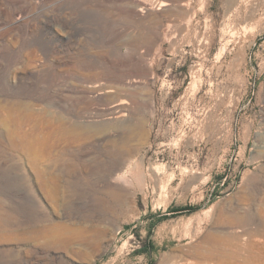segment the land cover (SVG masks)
Here are the masks:
<instances>
[{"label":"rangeland","instance_id":"obj_1","mask_svg":"<svg viewBox=\"0 0 264 264\" xmlns=\"http://www.w3.org/2000/svg\"><path fill=\"white\" fill-rule=\"evenodd\" d=\"M263 224L264 0H0V264H262Z\"/></svg>","mask_w":264,"mask_h":264},{"label":"bare ground","instance_id":"obj_2","mask_svg":"<svg viewBox=\"0 0 264 264\" xmlns=\"http://www.w3.org/2000/svg\"><path fill=\"white\" fill-rule=\"evenodd\" d=\"M166 5H168V4H166ZM165 5V6H166ZM164 6V5H163ZM119 108V106H116V108ZM115 108V109H116ZM114 109V110H115ZM122 109V108H121ZM120 110V109H119ZM126 117V113H125V111H123V110H120V111H118L117 112V114H116V118L117 119H120V120H123L124 118ZM112 172V171H111ZM123 177H125L124 175H123ZM126 178V177H125ZM123 178H121V177H119L117 180H119V182H120V180H122ZM262 212V211H261ZM248 213V212H247ZM246 218V217H245ZM258 220V219H257ZM251 222V221H250ZM241 223H242V220H241ZM254 224V223H253ZM259 224V223H258ZM264 225V224H263ZM264 227V226H263ZM258 228V227H257ZM56 231V234H58V235H62V232H60V231H58V230H55ZM248 235V234H247ZM264 240V239H263ZM223 240L220 238V237H218V236H213L212 237V244H214L213 245V247H212V250L214 249V246H217V245H219L221 242H222ZM261 255L259 256V257H257L258 259H257V261H260L262 264H264V252L263 251H261ZM207 257V261L209 262V263H213V264H237V261H236V257L235 256H233V257H231L229 254H227V253H224V252H216V251H213V252H211L210 254H208V256H206ZM208 264V263H207Z\"/></svg>","mask_w":264,"mask_h":264}]
</instances>
